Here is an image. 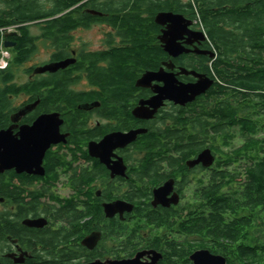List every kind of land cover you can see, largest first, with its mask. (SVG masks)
Segmentation results:
<instances>
[{
	"label": "flooded vegetation",
	"instance_id": "af4514ba",
	"mask_svg": "<svg viewBox=\"0 0 264 264\" xmlns=\"http://www.w3.org/2000/svg\"><path fill=\"white\" fill-rule=\"evenodd\" d=\"M160 2L27 0L28 16H0V264H109L141 253L147 264L150 252L162 256L152 212L168 211L182 243L199 240L187 232L208 218L210 191L245 202L252 138L264 140V81L252 92V75H264V0H169L163 11ZM15 10L0 3V15ZM161 13L180 17L181 29L170 34ZM135 16L162 54L135 70L117 104L103 78L131 49ZM167 35L176 57L164 51ZM163 79L208 87L156 105ZM166 185L167 206L154 205ZM201 231L206 244V223Z\"/></svg>",
	"mask_w": 264,
	"mask_h": 264
},
{
	"label": "trees",
	"instance_id": "16d2710c",
	"mask_svg": "<svg viewBox=\"0 0 264 264\" xmlns=\"http://www.w3.org/2000/svg\"><path fill=\"white\" fill-rule=\"evenodd\" d=\"M26 2L27 0H0V3L5 4L7 8H23V10H15L16 13L13 12V14L9 13L11 10L9 12L2 11L1 19L28 16L25 11ZM54 5H57V2ZM168 7H170L169 0H161V10H167ZM126 24L128 36L133 41V45L129 51H124L122 54L119 52L114 56L110 71L106 73L102 84V87L110 89L108 96L117 104L123 101V97L131 89L135 70L151 67L154 64L153 58L162 54L148 43L149 26L147 22H143L138 16H135ZM208 33L212 39H217L218 32L209 31ZM257 38L259 39L260 36L258 35ZM212 46L216 54L222 53L223 47L218 43L214 41ZM243 79H240L241 84L244 83ZM262 81H264L263 74L252 75V92L256 88H260L259 85H262ZM246 85L248 86V84ZM263 147L264 140L252 138V149L256 151V154L252 156V170L247 168L244 172L246 184L242 198L246 199L245 202L237 200L233 196L230 199H223L216 192L210 191L212 197L209 201L210 214L208 218L192 221L190 232H187L192 235L199 234L198 241L183 239L182 243L175 242L171 235L172 224L168 211L159 209L151 213L147 224L153 227L151 243L155 249L162 253L160 264H189L190 255L201 248L222 256L227 262L264 264V156L260 157L259 155V151ZM163 148L166 149L167 145ZM237 210H239V214H236ZM236 216L238 217L236 218ZM204 223L207 224L206 244L202 242L201 237ZM139 226L137 223L134 229L136 232L140 228ZM115 256L119 257L118 254Z\"/></svg>",
	"mask_w": 264,
	"mask_h": 264
},
{
	"label": "water",
	"instance_id": "95a60500",
	"mask_svg": "<svg viewBox=\"0 0 264 264\" xmlns=\"http://www.w3.org/2000/svg\"><path fill=\"white\" fill-rule=\"evenodd\" d=\"M179 20H181L180 17L174 16L171 14H166V13H161L157 16L156 22L159 24L163 23H171V26L169 28V32L173 31H179L181 28L179 27ZM170 38L169 35H167L162 42L164 43V51L168 53L170 56L176 57L178 54L182 53L181 48L178 46L173 45L172 43L169 42ZM161 72V71H160ZM159 74L157 73L156 75H151V76H145L142 78L141 82L147 80L153 79V77H158L162 73ZM162 82L164 83V86L157 91V97L152 100L151 102L153 104H161L163 101L168 100V101H173L174 103H180L183 104L187 101H189L193 96L196 94H199L203 92L207 87L208 83L206 81L199 83L198 85L193 86L192 88H188L185 86H174L173 83L169 82L167 79H163ZM191 94L190 97L188 95ZM167 185L164 188L158 189L154 191V202L153 204H161L163 206H167L165 203V195L167 194ZM107 209H113L116 211L117 205H113L110 207H107ZM122 209H126L128 212L132 211L131 206H126L123 205ZM118 210V209H117ZM144 255V253L137 254L134 258L129 259V260H121V261H113L109 264H145L140 262V258ZM150 263L147 264H157L158 261L161 259V255L156 253V252H150ZM189 261L191 264H226V261L223 257L218 256V255H213L207 250H198L195 251L193 254L190 255ZM95 264H100V263H95Z\"/></svg>",
	"mask_w": 264,
	"mask_h": 264
},
{
	"label": "built area",
	"instance_id": "2783aa9c",
	"mask_svg": "<svg viewBox=\"0 0 264 264\" xmlns=\"http://www.w3.org/2000/svg\"><path fill=\"white\" fill-rule=\"evenodd\" d=\"M1 61H3V60L1 59Z\"/></svg>",
	"mask_w": 264,
	"mask_h": 264
},
{
	"label": "bare ground",
	"instance_id": "6f19581e",
	"mask_svg": "<svg viewBox=\"0 0 264 264\" xmlns=\"http://www.w3.org/2000/svg\"><path fill=\"white\" fill-rule=\"evenodd\" d=\"M135 223V222H134Z\"/></svg>",
	"mask_w": 264,
	"mask_h": 264
}]
</instances>
